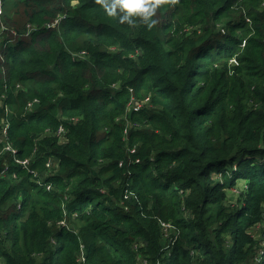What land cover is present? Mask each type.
<instances>
[{
	"label": "trees",
	"instance_id": "16d2710c",
	"mask_svg": "<svg viewBox=\"0 0 264 264\" xmlns=\"http://www.w3.org/2000/svg\"><path fill=\"white\" fill-rule=\"evenodd\" d=\"M12 2L38 30L3 21L0 135L31 161L0 143V264H264V0H163L151 29Z\"/></svg>",
	"mask_w": 264,
	"mask_h": 264
},
{
	"label": "clouds",
	"instance_id": "9594fccd",
	"mask_svg": "<svg viewBox=\"0 0 264 264\" xmlns=\"http://www.w3.org/2000/svg\"><path fill=\"white\" fill-rule=\"evenodd\" d=\"M0 2H1L0 15H2L3 1L0 0ZM98 2L101 4L107 16L116 18L120 24L122 25L127 24L129 27H135L138 23H140L145 25L147 28L151 29L157 23L155 17L158 9L161 7L163 3V0H98ZM55 23L56 24L61 23V19L58 18L55 21ZM37 30L38 27L27 25V27H25L23 37H27L29 36V34L34 33ZM12 34L14 35L13 38L17 36V33L14 31H12ZM73 58H75L76 60H84L87 57L84 54L78 53V54H73ZM232 62L233 64L237 63L236 60H232ZM135 103L141 104L140 102L133 99L128 104V108L131 111L136 110L133 108V104ZM39 106H40V102H39ZM38 107L32 112H35L38 109ZM32 112L27 111V113H32ZM27 160L31 161L30 159ZM55 165L57 167V162L55 163ZM48 170L54 172L55 167L53 166L50 169L48 168ZM33 173L38 174V176H35L36 178H33V180L39 182L41 189H44L46 191L53 190V186L50 183L46 182V177L40 175L41 178H38L39 173L38 172H33ZM44 174H47V172H44ZM243 187L247 190L248 186L246 182H244ZM242 193L243 192H241V194Z\"/></svg>",
	"mask_w": 264,
	"mask_h": 264
},
{
	"label": "rangeland",
	"instance_id": "374dc122",
	"mask_svg": "<svg viewBox=\"0 0 264 264\" xmlns=\"http://www.w3.org/2000/svg\"><path fill=\"white\" fill-rule=\"evenodd\" d=\"M5 2H6V4H5ZM3 3H4V5H3V13H2V15H0V42L1 41H3L4 40V35H6V33H9V34H11V35H13L12 34V31H14V32H16V33H20L18 30H17V28H15V29H9V28H7L4 24H3V21H4V23H6L7 25H14V26H20L21 24H23V28H24V25H25V27H27V25H32L31 24V18H29L28 17V15H26L25 14V12H24V8H17V7H14V3L12 2V0H3ZM77 4V1H75V2H73L72 4H71V8H72V10L74 11V9H75V5ZM170 15V14H169ZM162 16H164V14L163 15H159V22H163V19H165V18H163ZM35 17H36V15H35ZM248 18H251L250 16H247ZM247 17H245V18H247ZM7 21H8V23H7ZM24 31H25V28H24ZM229 32V30H227L226 32H225V34L226 33H228ZM31 34H33V33H31ZM31 34H29V36L31 35ZM14 36V35H13ZM32 39L33 38H30V39H28V42L31 44L32 43ZM14 41V40H13ZM27 42V43H28ZM26 43V44H27ZM75 44H79L80 42L79 41H75L74 42ZM28 45V44H27ZM81 49H82V46H81ZM78 53H81V54H84L87 58H88V52H87V50L86 49H83V50H81V51H77L76 53H72V54H78ZM2 80H3V76H2V78H1ZM17 85H19V84H17ZM22 84L20 83V85L18 86V87H20ZM15 87V86H14ZM13 86H11V89H13L14 88ZM59 97H61V94H59V96L57 97V99H55V100H53L52 101V103H55L58 99H59ZM22 100H23V98H21L20 99V102L22 103ZM147 101H148V99H147ZM142 105V104H141ZM127 112V111H126ZM129 113L130 112H127L126 114H128L129 115ZM126 114H124V117H126ZM40 142V140H38V141H36V143L38 144ZM48 145H49V143H48ZM47 145H44V148L46 149L47 147H46ZM32 159V158H31ZM51 163H50V162ZM48 162L52 165V167L55 165V163H56V159H55V157H49V160H48ZM47 162V163H48ZM47 163H46V165H47ZM110 163L107 161L106 162V164H105V166H108ZM102 168H106V167H102ZM107 175H109V174H107ZM33 178H36L35 177V175L33 174ZM238 184L239 185H237L236 187H234V188H232L231 190H229V193H228V195H227V205H229V206H233V205H237L238 204V202H239V205L240 204H242L243 202H245V200H246V198L245 197H243L242 198V200L243 201H239V198L241 197L240 195H241V192H245L246 193V189L243 187L244 186V181H239L238 182ZM6 206V205H5ZM67 223H68V221H65L64 223H60L59 224V226H66L67 225ZM74 224H76L77 225V227H84L85 225H86V223L85 222H83V221H79L78 223H74ZM253 235L255 236V239L256 240H258V241H260V240H262L263 239V235H264V226L263 227H260V228H257V229H255L254 231H253ZM264 242V241H263ZM53 246H56V242H54L53 243ZM80 256H81V258H80ZM79 256V258H80V260H81V262H83V260H82V255H80Z\"/></svg>",
	"mask_w": 264,
	"mask_h": 264
},
{
	"label": "built area",
	"instance_id": "2783aa9c",
	"mask_svg": "<svg viewBox=\"0 0 264 264\" xmlns=\"http://www.w3.org/2000/svg\"><path fill=\"white\" fill-rule=\"evenodd\" d=\"M0 7H1V2H0ZM38 106H39V101L38 100H34L31 103H29V106H28V110L27 111L32 112ZM141 107H142V105L139 104V103L133 104V108L136 109V110H139ZM8 128H9L8 125H6L4 127L3 134L0 135V143H2L5 146L4 147V151L5 152H10L18 163H20L24 168H28L29 167V164H30V161L27 160V159L26 160H23V161L17 159V150L14 149L9 143H5L7 141ZM64 134H65V129L63 127H60L59 130H58V136L63 137ZM49 162L47 163V168L50 169V168H52V165L50 164L51 162L50 163ZM4 172H6V171H4ZM34 175L35 176H38L37 173H34Z\"/></svg>",
	"mask_w": 264,
	"mask_h": 264
}]
</instances>
